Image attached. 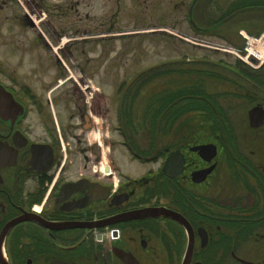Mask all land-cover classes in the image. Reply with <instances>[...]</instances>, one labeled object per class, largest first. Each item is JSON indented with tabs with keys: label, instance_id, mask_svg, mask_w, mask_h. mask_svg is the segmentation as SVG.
<instances>
[{
	"label": "flooded vegetation",
	"instance_id": "af4514ba",
	"mask_svg": "<svg viewBox=\"0 0 264 264\" xmlns=\"http://www.w3.org/2000/svg\"><path fill=\"white\" fill-rule=\"evenodd\" d=\"M235 1L231 20L264 33V0ZM16 21L34 37L0 60V264H264V64L169 60L111 95L108 51L75 62ZM148 72L169 79L142 112ZM175 72L214 76L220 107L196 106L200 80L173 98Z\"/></svg>",
	"mask_w": 264,
	"mask_h": 264
},
{
	"label": "rangeland",
	"instance_id": "374dc122",
	"mask_svg": "<svg viewBox=\"0 0 264 264\" xmlns=\"http://www.w3.org/2000/svg\"><path fill=\"white\" fill-rule=\"evenodd\" d=\"M32 3L39 6L35 11L30 7ZM190 3L191 0H0V60L16 64V58H19L18 60L22 62L25 42L27 38L34 37L29 30L30 27H24L16 21L19 16L26 14L35 21L32 30L44 34L52 46L69 44L76 52L75 62L78 59L84 62V56L80 54L82 51L88 54L93 51L100 52L102 48L108 51L111 95L116 94L113 93L115 85L121 80L132 78L144 67H154V64L169 60L198 61L199 58L231 64L236 62V55L232 50L245 56L248 52L246 48L256 43L254 40L244 39L241 35L243 25L231 20L232 17L220 24L214 30V34L195 32L187 19ZM237 8L235 0H198L193 18L197 24L202 25L218 18H226ZM38 15L44 20L39 21ZM247 15V12L240 11L235 20L245 18ZM248 31L251 34H248ZM257 33L247 29V35L258 37ZM55 35L60 36L57 42L53 39ZM88 36L93 37L85 39ZM59 56L64 59L63 55ZM185 64L187 63L183 61L182 65L176 64L173 68L181 69ZM24 65L19 67L21 71L25 69ZM211 67L212 72L217 70V67ZM149 73L141 77L147 81L142 83V97L146 96L138 103L136 110L142 112L152 104L149 96L156 92L165 93L167 86L163 81L169 79L165 74L151 77ZM157 77L163 79L149 81ZM173 77L175 78L173 98L182 93L183 84L187 85V82L196 84L197 80H200L204 83L203 88L210 93L201 91L200 94L207 98L197 103L192 101L189 103H196L203 111L211 110L209 106L211 107L213 103L220 107L221 99H215L213 92H218L223 87L214 76L205 73L198 77L195 73L187 76L175 72ZM226 102H231V99L227 98ZM181 104L182 102L174 103L175 112L182 110ZM185 107L188 105L185 104ZM114 108L113 98L111 110ZM192 116L191 113L190 119ZM199 119L203 120L202 117ZM204 119L206 121L208 116Z\"/></svg>",
	"mask_w": 264,
	"mask_h": 264
},
{
	"label": "built area",
	"instance_id": "2783aa9c",
	"mask_svg": "<svg viewBox=\"0 0 264 264\" xmlns=\"http://www.w3.org/2000/svg\"><path fill=\"white\" fill-rule=\"evenodd\" d=\"M244 37V39L246 38L247 40H254L256 41V43H260L264 41V33L258 35V37L256 36H251V35H242ZM250 42V41H249ZM248 43V42H247ZM255 43V44H256ZM254 45V43L250 44V47L246 48V50L248 51L247 54L245 56H243L241 54V52H237L236 50H232L233 53H235V55L242 61H244L247 65L249 66H252V67H255V66H258L259 64H264V51L262 52V54H259L258 52L256 51H253V54H250V48L251 46ZM256 55H261V63H258V64H254L253 62H251L249 60V57L250 56H253L255 58Z\"/></svg>",
	"mask_w": 264,
	"mask_h": 264
},
{
	"label": "water",
	"instance_id": "95a60500",
	"mask_svg": "<svg viewBox=\"0 0 264 264\" xmlns=\"http://www.w3.org/2000/svg\"><path fill=\"white\" fill-rule=\"evenodd\" d=\"M197 1L198 0H192L189 7H188V11H187V18H188L189 24L194 30H199L198 24L196 23V21L193 18V11H194V7H195ZM236 13H237V11L232 13L231 15L227 16L226 18H224L220 22L216 23L215 25L209 27L208 29L206 28L205 31L210 32V31L215 30L220 24H222L224 21H226L227 19H229L230 17H232Z\"/></svg>",
	"mask_w": 264,
	"mask_h": 264
},
{
	"label": "bare ground",
	"instance_id": "6f19581e",
	"mask_svg": "<svg viewBox=\"0 0 264 264\" xmlns=\"http://www.w3.org/2000/svg\"><path fill=\"white\" fill-rule=\"evenodd\" d=\"M241 35H247V31L246 30H243L241 31ZM253 51H256L258 52L259 54H262V52L264 51V41L260 43H256L254 45L251 46L250 48V54H253ZM255 59H256V63H261V55H256L255 56Z\"/></svg>",
	"mask_w": 264,
	"mask_h": 264
},
{
	"label": "trees",
	"instance_id": "16d2710c",
	"mask_svg": "<svg viewBox=\"0 0 264 264\" xmlns=\"http://www.w3.org/2000/svg\"><path fill=\"white\" fill-rule=\"evenodd\" d=\"M213 23H215L216 24V21H214ZM218 23V22H217ZM215 24H213V25H215ZM205 33H208V34H214L215 33V31L213 30V31H210V32H205ZM154 76V75H153Z\"/></svg>",
	"mask_w": 264,
	"mask_h": 264
}]
</instances>
